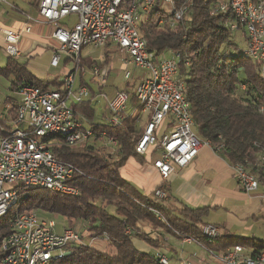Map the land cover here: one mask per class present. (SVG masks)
Listing matches in <instances>:
<instances>
[{"label": "built area", "instance_id": "2783aa9c", "mask_svg": "<svg viewBox=\"0 0 264 264\" xmlns=\"http://www.w3.org/2000/svg\"><path fill=\"white\" fill-rule=\"evenodd\" d=\"M161 2L174 8L173 23L183 19L187 9L184 5L177 8L176 0L39 1V17L53 28L51 37L57 43L51 66L58 67L65 53L74 61L75 68L63 79L61 90L43 91L31 85L21 86L15 92L18 99L16 117L9 122L0 118V220L17 205L24 190L41 188L68 196L79 195L78 189L69 182L83 176V173L72 164L57 160L50 150L49 141L62 138L67 145L74 147L86 144L96 135L107 137L105 128L99 132L89 130L85 119L73 108L74 104L91 99L87 86L74 90L79 75L88 70L96 84L104 87L112 71L110 65L83 67L81 53L84 48H116L123 55L126 79L131 78L127 71L130 66L147 70L141 76L135 93L142 106V114L148 117L143 134L137 141L136 152L149 159L158 153L153 167L162 181L171 177L175 166L189 167L202 145L211 147L209 143L201 142L194 131L185 84L179 79L178 57L171 53H151L140 31V13H149ZM219 9L221 13L234 15V22L228 24L231 31H246L248 45L245 54L260 64L259 72L264 76V0H225ZM71 16L75 20L70 26L63 20ZM159 23L163 24L164 18ZM30 32L29 25L22 31L5 29V55L20 58L22 35ZM128 102L129 94L125 91L117 92L108 101V110L113 117L108 127L116 128L124 121ZM165 123L169 129L160 136ZM106 145L115 149L118 143L108 139ZM232 167L242 191L260 193L264 211V188L242 166ZM155 196L165 199L167 194L158 188ZM151 211L159 220L166 222L163 216ZM9 227L10 233L0 243V264H61L75 247L85 245L84 237H90L86 231L81 234V229H85L81 223L74 227L65 225L60 232L54 220L40 218L35 211L17 213ZM126 234L130 235L131 230L127 229ZM175 235L186 243L202 247L213 261L205 264H264V249L258 254L242 246L222 253L213 250L211 246L220 236L219 228L214 225L203 226L206 244L184 237L179 232ZM102 241H108V238ZM90 245L92 247V243ZM153 259L158 264H169L167 256L160 251L153 254Z\"/></svg>", "mask_w": 264, "mask_h": 264}, {"label": "trees", "instance_id": "16d2710c", "mask_svg": "<svg viewBox=\"0 0 264 264\" xmlns=\"http://www.w3.org/2000/svg\"><path fill=\"white\" fill-rule=\"evenodd\" d=\"M224 1L176 0L177 8L184 5L187 9L180 22L173 23V14L154 10L140 23V31L151 53H171L178 57L179 79L185 84V96L199 140L209 143L231 166H242L264 188V76L259 72L260 64L249 58L237 42V34L242 33L248 45L246 31H231L228 24L234 22V15L220 12ZM161 18H164L163 24L159 23ZM3 47L0 45V53L4 52ZM6 58V65L0 67V78H14L12 92L24 85L43 91L62 89L63 82L39 80L27 63L7 55ZM82 64L102 65L84 61ZM131 86L127 83L128 88ZM94 95L91 91V97ZM6 100L13 103L12 98ZM73 108L77 114L89 119L94 117L91 101L74 104ZM16 111L14 106L10 111L12 119ZM124 114V121L116 128L92 124L95 132L107 130L105 138L96 135L86 144L74 147L62 138L49 141L57 160L72 164L83 173L69 182L78 189L79 195L68 196L41 188L24 190L17 205L0 220V243L10 233L12 217L32 211L63 216L68 227L81 223L92 239L108 238L106 242L112 248L109 252L83 245L75 247L61 264H158L153 254L140 253L132 242L133 238H139L154 243L144 230L146 226L174 235L179 232L207 243L203 228L197 225L206 210L181 205V215H176L165 203L167 197L162 202L158 198L151 200L121 176V169L129 159L143 162V157L136 152V144L145 129L144 123L148 122L136 94L129 98ZM108 139L117 141V148L106 145ZM159 188L167 194L165 185ZM127 229L131 230L130 235L126 234ZM217 241L211 248L218 253L236 246L253 249L254 254L264 249V242L252 238L220 234Z\"/></svg>", "mask_w": 264, "mask_h": 264}, {"label": "crops", "instance_id": "0c3cea01", "mask_svg": "<svg viewBox=\"0 0 264 264\" xmlns=\"http://www.w3.org/2000/svg\"><path fill=\"white\" fill-rule=\"evenodd\" d=\"M6 1L8 2V0ZM39 1L40 0L28 1L29 7L31 9H33L32 7L35 8L36 16H32L31 11L21 9L19 4L15 1L14 3H10V5H7L10 10L3 9L0 12V45L2 47L4 45L3 31L5 29L22 31L26 25H29L31 27V32L23 33L22 35L20 43V61L23 58L24 60L21 62L27 63L31 70L41 69L46 73L48 70L53 68L60 69L62 61L64 60L65 66L60 69L59 74H57L53 79L47 75L46 79L43 80L46 82L54 80L62 82L68 73L74 71L75 67L72 68L71 65L75 63L68 55H65L61 58L58 67L51 66L52 56L57 49V43L51 37L53 28L44 23V21H42L39 17ZM10 14L13 15V19L12 23L8 24L9 20L7 16L9 17ZM65 23L70 25L69 22ZM104 49H106V53L99 64L104 65L107 63L111 66L114 61V58L111 55L116 54V61H118L122 68L125 69L123 55L121 52L110 46ZM81 56L82 63L83 61L86 63L96 62L89 57H83L82 53ZM84 67L87 69L90 68V66ZM93 85L96 86V89L93 88ZM75 86L77 89L81 86H87L95 93L94 97H91V100L88 101L92 102L99 95L107 97L104 92V87H106V85L104 87L97 85L88 70L84 75H79L76 78ZM52 90L56 89L52 88ZM13 95L14 96L12 97H8L12 98L13 103L5 100L4 103L6 105L3 108V111L0 112V118L5 119L7 122L12 119L10 111L14 106H18L17 95L15 92H13ZM114 95H116V93ZM106 108L108 109V106H106ZM78 115L83 117V119L86 118L84 115ZM168 129V123H165L159 135H163ZM154 155L151 159L143 157V162H140L135 158H131L121 169V176L123 179L130 182L142 195L148 196L153 194L159 187L165 185L167 188V200L165 203L170 207L174 214L181 215V205L194 210H206L204 216L211 212L225 210L227 212V222H223V224H221L222 228L226 227V225H230L232 229L236 231H240L241 227H245L246 223L250 219H258L259 213L262 209V203L259 198L260 193L248 194L242 191L235 179L233 167L228 164L224 158L217 155L211 147L202 145L199 155L193 163L185 169L174 167V172L167 181H162L157 174V171L154 169ZM207 224L218 227L220 234H223L220 226L217 224L206 223L204 225ZM203 226L201 228H203ZM151 229L155 231V234L158 237L157 239H153V237L150 236L154 242L151 245L155 247V251H160L165 255L168 254V250H174L171 244L169 245V243H172L173 240L175 243L179 242L182 245L191 246L193 244L186 243L176 235L165 230ZM228 235L241 237L235 236L232 233H229Z\"/></svg>", "mask_w": 264, "mask_h": 264}, {"label": "rangeland", "instance_id": "374dc122", "mask_svg": "<svg viewBox=\"0 0 264 264\" xmlns=\"http://www.w3.org/2000/svg\"><path fill=\"white\" fill-rule=\"evenodd\" d=\"M14 1L19 4V7L25 11H31L32 16H36V10L34 7L31 9L28 5L27 0H8L6 3L4 1L0 2V12L3 9L10 10V8L7 5H10V3H14ZM157 10L161 11L162 13L166 15H172L174 13V8L172 5L167 4L165 2H161L160 4L157 5V7L153 10H151L149 13H140V22H144L149 18V15L151 14L152 11ZM9 23H12L13 15L7 16ZM74 16H71L69 18L64 19L63 21L69 22L70 25H74ZM237 42L241 45V48L246 49V41L244 37L242 36V33L237 34ZM106 49L104 48H99V49H94L92 47H87L84 48L82 51L83 57H89L92 60L96 61L97 63H100L102 58L105 56ZM66 54L63 53L62 57L65 56ZM114 58V61L111 64L112 67V72L110 74V77L108 81L106 82V87H104V92L107 97L103 96H98L92 101V107L94 109V117L92 119H89L88 117L85 118V125L86 127L91 130L92 129V124L94 125H108L109 121L112 117L110 111L106 108L108 101L112 100L114 98V94L117 92L121 91H128L129 98L132 97L133 94L136 93V90L139 85V78L147 73L146 69L142 68H136L135 66H130L128 67V70L131 73V78L126 79L125 74L126 71L122 68L121 64L116 61V54L111 55ZM6 55L4 52L0 53V67H4L6 65ZM20 61V58L17 59ZM24 59L22 58L21 61ZM27 60V59H26ZM104 65H108L105 63ZM65 66L64 60L62 61V64L60 66V69ZM83 66V64H82ZM72 68L75 67V64L71 65ZM84 67V66H83ZM60 69H50L46 73L43 72L41 69H35L31 70L34 75L39 79V80H45L46 76L49 75L52 79L60 73ZM90 72V71H88ZM62 78V77H61ZM13 77L11 79H5V78H0V112L3 111V108L5 107L4 101L8 97H12L13 92L11 90V85L13 82ZM127 83L133 84L131 87H127ZM93 88L96 89V86L93 85ZM76 86L75 89L76 90ZM114 95V96H113ZM158 156V153L154 155V158L156 159ZM150 161V160H149ZM175 168H177L175 166ZM148 197L151 200H155L156 196L155 193L148 195ZM159 202H162L161 199H157ZM37 215L40 218H46V219H51L54 220L58 224V230L61 232L62 228L67 225V222L65 221L63 216H56V215H49L41 212H37ZM223 222H227V212L225 210H220L219 212H211L208 215H205L201 218L200 221H198L197 225L199 227H202L206 223H215L221 228V232L223 234H229L232 233L235 236H241L243 238H252L257 241L264 242V211L261 209L258 219L257 220H252L250 219L245 227H241L240 231L233 230L230 225H226V227L222 228L221 224ZM240 228V227H239ZM144 230L146 234L149 236L153 237V239H157V235L155 234V231L151 229V227H144ZM81 234H84L85 229H81ZM83 242L85 245H90L92 243V247L95 248L96 250L102 251V252H109L112 250V248L109 246V244L106 241L102 240H96L92 239L91 237H84ZM135 248L143 254H154L155 247H153L150 243L143 241L139 238H133L132 240ZM218 241L214 242L217 244ZM171 244L172 248L174 250H168V254L166 255L169 264H205L208 262H213L211 257L206 254V252L202 249V247L192 244L191 246L189 245H182L179 242H173L169 243ZM91 246V245H90ZM155 251V252H154ZM199 262H198V259Z\"/></svg>", "mask_w": 264, "mask_h": 264}]
</instances>
